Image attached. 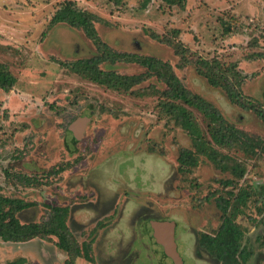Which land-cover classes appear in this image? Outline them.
<instances>
[{
	"label": "rangeland",
	"instance_id": "obj_1",
	"mask_svg": "<svg viewBox=\"0 0 264 264\" xmlns=\"http://www.w3.org/2000/svg\"><path fill=\"white\" fill-rule=\"evenodd\" d=\"M63 1L0 0V63L16 80L0 90V195L29 205L17 214L22 222H44L52 208L66 207L77 242L92 241V262L74 264H219L197 241L221 223L215 199L242 188L259 200L235 221L252 251L248 264H264V153L217 147L208 120L187 109L202 135L195 140L162 110L166 86L155 78L128 94L72 73L65 63L97 51L81 31L50 26ZM68 1L101 19L95 29L112 51L168 62L228 123L264 139L253 110L264 111V0ZM198 58L234 72L240 103L208 84ZM99 69L144 71L125 63ZM18 258L63 264L66 254L51 241L0 242V264Z\"/></svg>",
	"mask_w": 264,
	"mask_h": 264
},
{
	"label": "trees",
	"instance_id": "obj_2",
	"mask_svg": "<svg viewBox=\"0 0 264 264\" xmlns=\"http://www.w3.org/2000/svg\"><path fill=\"white\" fill-rule=\"evenodd\" d=\"M180 6V1H176ZM101 19L93 13L81 10L72 1L65 0L50 20V26L65 24L71 29L79 30L94 45L97 53L88 59H79L64 65L74 74L89 80L99 86L116 92L135 94L133 88L155 78L157 82L166 86L161 93L164 102L162 110L180 123L182 128L189 131L195 140H202L198 125L187 109H194L208 120L211 141L222 149H234L246 156L264 153V139L259 136H250L228 123L220 112L210 103L198 95L191 93L184 87L181 80L174 74L168 62L153 57H144L137 54L117 53L112 51L101 41L95 24ZM177 33V31H174ZM158 39L157 35H152ZM175 47V52H179ZM116 63L135 64L144 71L134 75H120L114 71H103L99 66L106 64L111 67ZM196 71L203 76L212 87H221L229 100L240 103L243 96L240 94V83L231 79L234 72L230 68L223 69L217 61H207L198 58L195 61ZM234 77V76H233ZM15 78L8 68L0 63V90L10 91L15 85ZM264 100V93H263ZM244 106V105H243ZM253 106V105H251ZM256 116L264 122V111L253 106ZM87 119V118H84ZM75 137V136H74ZM75 139V138H74ZM195 141V142H197ZM203 143V142H202ZM198 152L213 159L208 149L197 148ZM214 150V149H213ZM216 153V151L214 150ZM179 159L186 166H191L192 160L181 154ZM250 200L257 202L253 191L242 188L236 193L229 192L226 196L215 199L216 206L221 213V223L214 234L201 233L198 238V247L213 257L219 264H248L252 251L244 244V231L236 223L235 218L243 214V208ZM29 207L20 199H10L0 195V242L10 244H28L34 240L51 241L61 252L66 254L63 264H74L75 259L83 257L92 262L90 242L78 243L66 224L68 209L54 207L49 218L41 223L22 222L17 214ZM55 237L53 241L51 238ZM6 264H27L24 258H18Z\"/></svg>",
	"mask_w": 264,
	"mask_h": 264
},
{
	"label": "water",
	"instance_id": "obj_3",
	"mask_svg": "<svg viewBox=\"0 0 264 264\" xmlns=\"http://www.w3.org/2000/svg\"><path fill=\"white\" fill-rule=\"evenodd\" d=\"M87 122V119H83L80 123H85Z\"/></svg>",
	"mask_w": 264,
	"mask_h": 264
}]
</instances>
